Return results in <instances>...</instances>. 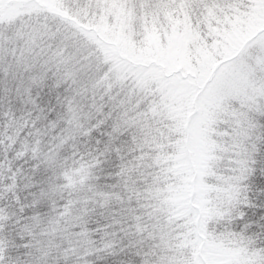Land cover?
Wrapping results in <instances>:
<instances>
[{
	"label": "snow or ice",
	"instance_id": "snow-or-ice-1",
	"mask_svg": "<svg viewBox=\"0 0 264 264\" xmlns=\"http://www.w3.org/2000/svg\"><path fill=\"white\" fill-rule=\"evenodd\" d=\"M0 264H264V0H0Z\"/></svg>",
	"mask_w": 264,
	"mask_h": 264
}]
</instances>
